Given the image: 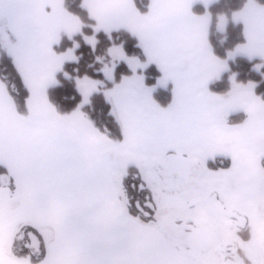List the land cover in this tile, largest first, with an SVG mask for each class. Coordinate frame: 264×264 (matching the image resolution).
<instances>
[{
  "label": "snow or ice",
  "instance_id": "snow-or-ice-1",
  "mask_svg": "<svg viewBox=\"0 0 264 264\" xmlns=\"http://www.w3.org/2000/svg\"><path fill=\"white\" fill-rule=\"evenodd\" d=\"M0 264H264V0H0Z\"/></svg>",
  "mask_w": 264,
  "mask_h": 264
}]
</instances>
